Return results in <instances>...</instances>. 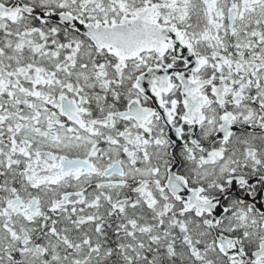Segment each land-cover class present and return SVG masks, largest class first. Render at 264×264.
<instances>
[{
  "label": "snow or ice",
  "instance_id": "snow-or-ice-1",
  "mask_svg": "<svg viewBox=\"0 0 264 264\" xmlns=\"http://www.w3.org/2000/svg\"><path fill=\"white\" fill-rule=\"evenodd\" d=\"M0 264H264V0H0Z\"/></svg>",
  "mask_w": 264,
  "mask_h": 264
}]
</instances>
